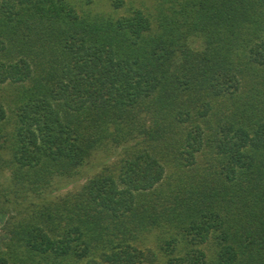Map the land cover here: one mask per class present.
<instances>
[{"label": "trees", "instance_id": "1", "mask_svg": "<svg viewBox=\"0 0 264 264\" xmlns=\"http://www.w3.org/2000/svg\"><path fill=\"white\" fill-rule=\"evenodd\" d=\"M152 1L0 0V264H264V0Z\"/></svg>", "mask_w": 264, "mask_h": 264}, {"label": "rangeland", "instance_id": "2", "mask_svg": "<svg viewBox=\"0 0 264 264\" xmlns=\"http://www.w3.org/2000/svg\"><path fill=\"white\" fill-rule=\"evenodd\" d=\"M83 2L85 0H82ZM110 0H92L91 5L89 8L94 13H103V12H112L113 10L110 8L109 2ZM124 6L117 11V16H124L126 12L130 8H139V7H147L151 8L153 6L152 0H122ZM119 153L115 151H107L106 149H101L97 151L91 159L88 161V164L84 167L83 172L80 177H77L73 180L67 181L59 185L56 190L51 191L48 193L50 200H57L68 193H74L78 191V189L84 185V183L96 175L106 169L108 167H112L119 158ZM1 185H9V175L7 173L4 174L3 177L0 178ZM3 222L4 219L0 217V246L3 240Z\"/></svg>", "mask_w": 264, "mask_h": 264}]
</instances>
